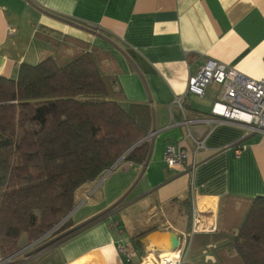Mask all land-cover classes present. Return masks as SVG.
I'll list each match as a JSON object with an SVG mask.
<instances>
[{
  "label": "crops",
  "instance_id": "crops-1",
  "mask_svg": "<svg viewBox=\"0 0 264 264\" xmlns=\"http://www.w3.org/2000/svg\"><path fill=\"white\" fill-rule=\"evenodd\" d=\"M75 49L106 53L117 100L149 106L146 157L120 159L102 183L78 189L63 230L72 232L18 264H125L117 247L133 239L144 252L135 246L137 264L151 248L169 250L167 234L190 228L194 206L209 209L217 227L193 234L180 264H234L228 239H213L234 233L249 200L264 196V133L212 120L219 84L203 96L186 86L207 60L264 77V0H0V76ZM197 137L204 147L194 150ZM169 144L191 152L192 170L165 163Z\"/></svg>",
  "mask_w": 264,
  "mask_h": 264
},
{
  "label": "trees",
  "instance_id": "trees-1",
  "mask_svg": "<svg viewBox=\"0 0 264 264\" xmlns=\"http://www.w3.org/2000/svg\"><path fill=\"white\" fill-rule=\"evenodd\" d=\"M110 59L99 49H75L22 63L14 79L0 76V258L55 226L74 208L78 189L150 132L148 105L117 100ZM146 153L145 140L122 159L139 164ZM70 225L68 218L55 239ZM219 234L213 240L228 239L234 264H264V196L249 200L234 233Z\"/></svg>",
  "mask_w": 264,
  "mask_h": 264
},
{
  "label": "built area",
  "instance_id": "built-area-1",
  "mask_svg": "<svg viewBox=\"0 0 264 264\" xmlns=\"http://www.w3.org/2000/svg\"><path fill=\"white\" fill-rule=\"evenodd\" d=\"M262 61H264V58H262ZM212 83L219 84L220 86L219 95L213 101L210 108L212 120L234 121L246 126L249 132L264 133V77L258 79L250 78L223 62L207 60L195 75L189 76L186 92L203 96L206 87ZM181 99L182 96H177L174 101L181 106ZM195 121H209V118H198ZM203 147V138H195L194 150ZM239 150L240 148H236L235 152L237 153ZM163 159L170 167L182 166L188 171L192 170L195 166L191 152L180 145H167L164 150ZM108 173H110L109 169L103 172L97 184ZM212 214L209 209L201 210L195 206L192 207L190 228L178 235L179 245L177 249L167 250L166 253L171 254L162 256L163 251L154 252L153 248H151L138 264H144L146 261H149L151 264H180L183 253L188 248L193 234L214 232L216 230L217 226L215 220L212 218ZM59 226L52 227L36 240L24 245L13 256L11 255V257L4 259L0 258V264H6L16 254L27 253ZM117 250L123 255L125 264H134L136 250L132 242L121 243L117 247Z\"/></svg>",
  "mask_w": 264,
  "mask_h": 264
},
{
  "label": "rangeland",
  "instance_id": "rangeland-1",
  "mask_svg": "<svg viewBox=\"0 0 264 264\" xmlns=\"http://www.w3.org/2000/svg\"><path fill=\"white\" fill-rule=\"evenodd\" d=\"M104 64H107L108 61L107 60H104L103 62ZM100 180V178L98 179V181ZM103 182V179L101 180V183ZM97 183V181H96ZM100 183V184H101ZM73 210V209H72ZM163 216H161V218H159L160 222H163L164 221V217L162 218ZM69 218L70 222H71V217L69 215V217H67V219ZM67 219H65L64 221H66ZM63 221V222H64ZM159 221H157L158 223H156L157 225H161L162 226V223H160ZM62 222V223H63ZM65 231H61V234L64 233ZM60 234L56 233V230L53 231V233L49 234L48 236H46L45 238H43L40 242L37 243V245L35 247H33V249H31L30 251H28L27 253H24V254H16L15 257L11 258L12 260L13 259H17V260H22L23 258H25L27 256V258L31 255V254H34V253H38L40 251H44L45 248H47L49 245L53 244V243H56L58 242L59 240L61 239H58L56 240L55 238L58 237ZM55 239V240H54ZM54 240V241H53ZM53 241L52 243L48 244L49 242ZM23 243L25 244H22L21 246L23 247L24 245L28 244L26 239H24ZM21 247V248H22ZM30 252V253H29ZM29 253V254H28ZM142 259V258H141ZM141 262V260H140ZM138 262V263H140ZM137 263V264H138ZM145 264H149V263H145Z\"/></svg>",
  "mask_w": 264,
  "mask_h": 264
},
{
  "label": "water",
  "instance_id": "water-1",
  "mask_svg": "<svg viewBox=\"0 0 264 264\" xmlns=\"http://www.w3.org/2000/svg\"><path fill=\"white\" fill-rule=\"evenodd\" d=\"M150 136V133H148L145 137H143L141 140H139L138 142H136L134 145H132L110 168H109V171L111 172V171H113L114 169H115V166H116V164H117V162L120 160V159H122L127 153H128V151L129 150H131L133 147H135V146H137L139 143H141L142 141H145V140H147L148 139V137ZM72 212V211H71ZM71 212L70 213H68L63 219H61L55 226H53V228H55V227H57V226H59L61 223H62V221L68 216V215H70L71 214ZM167 238H169V246H168V249L169 250H176L177 249V247H178V245H179V238H178V234H176V233H174V232H169L168 234H167ZM15 254V253H14ZM13 254V255H14ZM12 255V256H13ZM9 257H11V256H9Z\"/></svg>",
  "mask_w": 264,
  "mask_h": 264
},
{
  "label": "bare ground",
  "instance_id": "bare-ground-1",
  "mask_svg": "<svg viewBox=\"0 0 264 264\" xmlns=\"http://www.w3.org/2000/svg\"><path fill=\"white\" fill-rule=\"evenodd\" d=\"M166 251H167V250L163 251L164 253H163L162 256H167V255L171 254V253H168V252L166 253ZM153 255H154V254H153ZM154 256H156V255H154ZM146 263H149V261H146ZM144 264H145V263H144ZM149 264H151V263H149Z\"/></svg>",
  "mask_w": 264,
  "mask_h": 264
}]
</instances>
